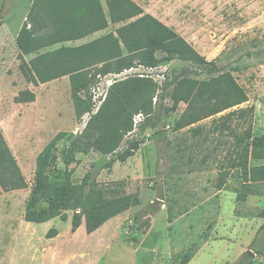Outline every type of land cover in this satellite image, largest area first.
Returning a JSON list of instances; mask_svg holds the SVG:
<instances>
[{
  "label": "rangeland",
  "instance_id": "374dc122",
  "mask_svg": "<svg viewBox=\"0 0 264 264\" xmlns=\"http://www.w3.org/2000/svg\"><path fill=\"white\" fill-rule=\"evenodd\" d=\"M31 1L0 4V20L10 23L0 28V128L28 183L0 195V264H264V182L250 183L249 193L243 172L230 170L219 189L221 165L227 164L225 142L233 138L227 132H211L221 113L175 130L187 104L169 109L170 84L177 76L209 79L219 72L177 58L153 68L140 65L99 75L92 88L93 114L116 80L147 75L169 88L160 91L152 115L134 117V129L117 152L105 155L73 145L79 159L71 165L75 183L95 181L108 195L133 193L139 204L93 233L86 231L85 223L72 230L73 210L66 211V221L25 219L39 153L58 132L67 133L57 146L62 170L47 168L45 178L51 185L64 183L66 166L60 152L77 142L92 115L77 118L68 75L35 85L23 74L17 36ZM134 1L185 37L208 61L234 74L249 96L241 107H254V131L264 134V0ZM119 25L110 24L68 45L114 32ZM23 90H31L35 99L18 102ZM133 143H139L135 154L119 160L118 154ZM251 164L264 165V159Z\"/></svg>",
  "mask_w": 264,
  "mask_h": 264
},
{
  "label": "trees",
  "instance_id": "16d2710c",
  "mask_svg": "<svg viewBox=\"0 0 264 264\" xmlns=\"http://www.w3.org/2000/svg\"><path fill=\"white\" fill-rule=\"evenodd\" d=\"M34 0L28 19L22 26L17 43L21 49V70L29 82L37 85L68 75L76 116L82 118L94 109L92 88L99 75L122 73L140 65L157 67L162 61L177 58L219 72L209 79L188 74L177 76L170 84V110L181 102L187 104L174 128L192 126L206 118L214 119L211 132H227L232 141L225 142L227 164L222 163L219 189L224 187L230 170H241L243 182L250 193V183L264 182V165L251 162L264 159V134L254 131V107H241L249 100L245 88L230 70L222 71L214 61H208L185 37L151 13L145 12L134 0ZM31 24V27H29ZM110 24H120L114 32L80 45H65ZM62 43L58 48L41 50ZM36 53V54H35ZM164 54L162 58L158 54ZM35 54L30 59L27 56ZM152 76L135 74L116 80L96 113H92L77 142L61 150L66 166V181L51 185L45 181L46 169L61 171L57 165L58 142L66 132H58L37 157L36 183L26 207L28 222L43 223L55 217L68 220L66 211L73 210L72 230L85 223L93 233L111 218L139 204L133 193L108 195L97 182L84 179L75 183L71 176L73 163H79L76 148L94 149L102 154L117 152L127 134L134 129L137 114L152 115L160 91L168 90ZM31 90L20 91L18 102L33 101ZM226 112L225 114H222ZM74 145V146H73ZM139 149L133 143L118 154L127 160ZM28 186L24 174L0 128V195ZM45 201L46 203H41ZM82 210V211H78ZM56 233V229H52ZM51 231L49 232V236Z\"/></svg>",
  "mask_w": 264,
  "mask_h": 264
},
{
  "label": "crops",
  "instance_id": "0c3cea01",
  "mask_svg": "<svg viewBox=\"0 0 264 264\" xmlns=\"http://www.w3.org/2000/svg\"><path fill=\"white\" fill-rule=\"evenodd\" d=\"M3 1L4 0H0V4H2L3 3ZM33 2H34V0H32L31 1V3H30V7H29V9H28V12H27V16H26V20H24L23 22L22 21H20V30H21V28H22V26L25 24V22L27 21V19H28V13H29V11H30V8H31V6H32V4H33ZM1 14V13H0ZM9 22H8V20H6V21H4V23L0 20V28H1V26L2 27H5V26H8L9 27ZM29 27H31V24H29ZM20 30H19V32H20ZM102 31V30H101ZM98 32H100V31H98ZM98 32H95V33H93L92 35H94V34H97ZM19 34V33H18ZM89 36H91V35H89ZM88 36V37H89ZM86 38V37H85ZM85 38H82V39H79V40H76V41H80V40H83V39H85ZM69 42H75V41H67V42H65V43H63V44H65V45H68V43ZM86 43V42H85ZM62 43H59V44H56V45H54V46H51V47H48V48H45V49H43V50H41L40 52H43V51H46V50H51V49H55V47L56 48H58L59 46H61V45H63ZM78 45H80V44H78ZM52 47H54V48H52ZM49 48H51V49H49ZM35 55V54H34ZM107 223V222H106ZM105 223V224H106ZM104 224V225H105ZM103 226V225H102ZM203 251H205V249L203 250ZM202 251V252H203Z\"/></svg>",
  "mask_w": 264,
  "mask_h": 264
}]
</instances>
